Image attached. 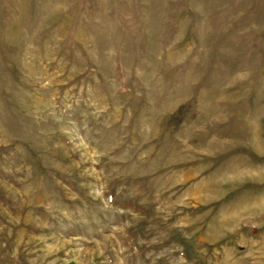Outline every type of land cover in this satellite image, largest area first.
<instances>
[{
    "label": "rangeland",
    "instance_id": "1",
    "mask_svg": "<svg viewBox=\"0 0 264 264\" xmlns=\"http://www.w3.org/2000/svg\"><path fill=\"white\" fill-rule=\"evenodd\" d=\"M0 264H264V0H0Z\"/></svg>",
    "mask_w": 264,
    "mask_h": 264
}]
</instances>
